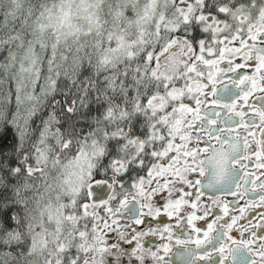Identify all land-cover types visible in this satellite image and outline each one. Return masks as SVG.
<instances>
[{
    "label": "flooded vegetation",
    "instance_id": "obj_1",
    "mask_svg": "<svg viewBox=\"0 0 264 264\" xmlns=\"http://www.w3.org/2000/svg\"><path fill=\"white\" fill-rule=\"evenodd\" d=\"M236 7L219 30L174 32L183 94L159 116L125 111L74 264H264V0Z\"/></svg>",
    "mask_w": 264,
    "mask_h": 264
},
{
    "label": "clouds",
    "instance_id": "obj_2",
    "mask_svg": "<svg viewBox=\"0 0 264 264\" xmlns=\"http://www.w3.org/2000/svg\"><path fill=\"white\" fill-rule=\"evenodd\" d=\"M149 3L0 0V133L13 125L31 129L43 150L52 152L62 138L53 122L65 80L84 81L104 73L111 79L120 77L121 83L126 78L128 87L135 88L150 74L148 45L141 36L149 30ZM64 195L62 173L49 174L33 193L24 209L26 224L19 230V243L25 248L18 264H40L33 239L41 252L56 255L61 233H71L73 225L63 212Z\"/></svg>",
    "mask_w": 264,
    "mask_h": 264
},
{
    "label": "rangeland",
    "instance_id": "obj_3",
    "mask_svg": "<svg viewBox=\"0 0 264 264\" xmlns=\"http://www.w3.org/2000/svg\"><path fill=\"white\" fill-rule=\"evenodd\" d=\"M248 3L249 0H150V3L146 6L149 17V30L147 34L142 32L141 36L144 43L148 45L145 51L150 74L147 77L155 80H151L149 84L151 92H148L144 99L140 100L139 97L143 93L140 86L145 78L135 88H131L132 93H135L134 98L131 99L128 93V90H130V87H128L129 81L124 80V85H121L116 81V78H110L112 80L110 91L119 92L117 95L119 98L114 99L110 96L111 92L100 98V100L96 93H94L95 96H92L93 121L90 124L99 122L102 124L101 127L104 128V131L99 133L100 135L97 137H91L90 132L85 136H77L73 145H71L72 142L68 141L70 136L61 133L60 145L54 144V151L52 152L43 150L39 144L38 136L31 129L25 131L20 127L18 128L21 138L20 146L23 151H20L21 153L17 159L22 164L21 177L25 179L22 182L27 183L25 190H29L25 191L28 202L31 200L33 193L38 190L39 185L46 182L49 174L62 173L66 192V195L63 196V212L67 220L73 225L68 236L61 233L60 239L57 241L58 250L56 255H51L46 251L41 252L40 243L35 239L31 241L32 247L40 253L38 256L40 264H74V261L78 258L77 253L79 250L80 252L84 250L87 254L88 250L91 249L87 230L80 227L78 219L81 216V211H83V214L85 212L90 213V218H92L91 214H94L95 217L92 206H96L102 191L112 189L111 179L105 176L107 164L102 166V170L99 164L102 159L101 154L108 150L110 144L116 143L118 137L114 135H120L123 124L121 121H123L125 111L128 110L132 101H134L132 105L135 104L136 106L128 111H141V114L148 111V113L151 112L150 116H159V113L175 110L174 104L183 94H181L182 79L180 76L185 69V66L182 65L186 52L176 50L177 47L181 46V43L179 35L174 32L180 31L179 28H183L184 30L181 29V32H183L187 30L185 29L186 26L195 28L196 25L201 26L202 24L204 25L203 30L208 31L212 26L215 30H219L220 26L224 25V22H222L223 16L221 15L228 12L231 7L237 8V4L244 8ZM162 54L165 55L163 61H161ZM140 59L141 62H144L145 57L143 54H141ZM153 75H155L154 78ZM76 84L78 83L76 82ZM121 87L125 88V92L122 91ZM137 88H140L141 91L140 89L136 90ZM133 94H131V97H133ZM136 97L138 99L135 102ZM71 108L72 105L68 103L67 109L70 110ZM54 122L57 123L56 118ZM32 123L34 125L35 121H32ZM110 132L112 133L111 136ZM110 163L111 165L116 163V158L108 162V165ZM100 183L103 187L99 186ZM20 187L22 189L20 191H23L24 184L21 183ZM85 197H88L89 200L81 205V200ZM21 219L24 221L23 225H25L27 216L26 218H20V223ZM18 236L20 237V232ZM85 261L86 258L82 263L87 264Z\"/></svg>",
    "mask_w": 264,
    "mask_h": 264
},
{
    "label": "trees",
    "instance_id": "obj_4",
    "mask_svg": "<svg viewBox=\"0 0 264 264\" xmlns=\"http://www.w3.org/2000/svg\"><path fill=\"white\" fill-rule=\"evenodd\" d=\"M101 77L104 78L102 79ZM152 77L154 78L155 75ZM124 80L127 79L125 78ZM151 80L154 81L155 79L146 77L145 81L141 84L140 87L143 93L139 97L140 100L144 99L148 92H151V88H149ZM116 81L124 85V82L121 83L120 77H116ZM111 82L112 80L104 73H100L99 76H95L94 78H86L84 81L65 80L61 91L56 97L57 103L54 106V115L57 123H53L55 128L59 129L61 133L70 136L68 141L72 142L71 145H73L77 136H85L90 132L91 137H97L100 135L99 133L104 131V128L101 127L102 124L99 122L90 124L93 121L92 96H95L94 93H96L100 100V98L110 93ZM93 87H95V90ZM157 87L159 88L158 85ZM121 88L125 92V88ZM139 89L137 88L136 90ZM132 92L130 88L128 90L130 99L134 98L135 95ZM118 94L119 92L115 93L112 91L110 96L117 100L119 98ZM131 94H133V97H131ZM15 96L16 93L13 91L11 96L13 101L15 100ZM136 99L138 97L135 98V102ZM68 103L72 105L70 110L67 109ZM132 103L128 110L135 108L136 105H132ZM56 106L58 107L57 109ZM85 125L87 126L86 128ZM18 128L19 126L13 125L7 132L0 133V264H18L25 248V245L19 243V230H21L24 222L21 219L20 223L19 219L26 218L24 209L28 204V196L25 191L29 190H25L27 183L22 182L24 179L21 177L22 164L17 159L23 151L20 146L21 138ZM72 133L74 134L72 135ZM105 163L99 164L105 165ZM21 183L24 184L23 191H20L22 190L20 187Z\"/></svg>",
    "mask_w": 264,
    "mask_h": 264
},
{
    "label": "snow or ice",
    "instance_id": "obj_5",
    "mask_svg": "<svg viewBox=\"0 0 264 264\" xmlns=\"http://www.w3.org/2000/svg\"><path fill=\"white\" fill-rule=\"evenodd\" d=\"M101 187H103V185H101Z\"/></svg>",
    "mask_w": 264,
    "mask_h": 264
}]
</instances>
